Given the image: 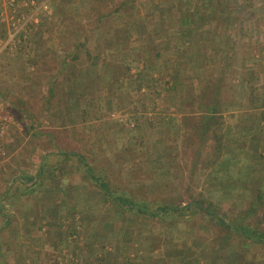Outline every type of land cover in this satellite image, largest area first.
<instances>
[{"label":"crops","instance_id":"obj_1","mask_svg":"<svg viewBox=\"0 0 264 264\" xmlns=\"http://www.w3.org/2000/svg\"><path fill=\"white\" fill-rule=\"evenodd\" d=\"M41 1L48 3V11L34 10L29 0H0V38L8 41L2 52L21 43L27 49L28 62L20 73L25 87L46 81L48 99L44 101L64 97L66 107L59 111L66 115V121L53 119L51 125L46 116L43 124L51 129L88 125L92 114L100 116L106 109L98 100L96 108H88L85 98L81 102L75 97H91L99 88V96L112 98L121 94L113 90L116 79L124 81L126 90L135 83L138 88L148 87L149 79L162 75L170 79V90L180 98L175 104L178 110L196 108L206 114L209 108L230 109L238 115L234 117L240 122V132L251 138L248 142L253 138L264 144V0H205L206 6L203 0H143L147 1L143 10L138 0H109L105 8L95 12L87 6L98 0H37ZM12 33L16 35L10 38ZM48 55L57 58L50 60ZM49 60L58 66L49 69ZM135 63L144 69L135 70ZM133 80L135 83L129 85ZM113 102L117 109L127 105L120 99ZM0 104L13 118L4 146L15 150L19 144L11 140L17 127L14 106L4 99ZM102 105L106 108L105 102ZM49 111L41 110L45 114ZM51 114L59 113L54 110ZM256 129L258 134H253ZM77 163L83 167L85 183L79 181ZM9 165L8 156L0 170V178L4 176L0 184V264H51L53 250L61 247L62 240L69 246L68 239L77 232L74 210L88 209L97 194L104 203L100 187L91 180L94 174L104 181V175L94 172L92 162L83 154L66 148L41 152L38 162H21L15 168ZM108 221L109 229L118 223L117 217ZM83 228L87 242L93 245V233L87 225ZM146 231L145 242L156 243L151 238L154 229ZM178 247L185 248L180 242L156 259L172 261L178 257L179 253H174ZM232 254H222L228 258L227 264L232 263ZM190 257L194 260L190 264H208ZM214 258L211 264H225L224 258Z\"/></svg>","mask_w":264,"mask_h":264},{"label":"rangeland","instance_id":"obj_2","mask_svg":"<svg viewBox=\"0 0 264 264\" xmlns=\"http://www.w3.org/2000/svg\"><path fill=\"white\" fill-rule=\"evenodd\" d=\"M107 2L109 0H98L87 6V9L95 12L105 8ZM146 2L138 0L140 10L146 8ZM172 2L176 3L175 0ZM202 5L206 6L205 2ZM46 19L43 18L44 21ZM33 45L34 43L31 48ZM26 52L27 49L21 43L16 49L7 48L0 54V100H7L14 106L17 127L12 132L11 140L17 142L16 145L19 144L15 150L6 147L12 168L21 162H38L41 152H59L66 148L83 154L92 162L94 172L100 171L111 186L126 190L138 200L147 201L151 207L166 202H180L181 206H185L195 199H205L213 201L220 207V212L226 214L244 208L250 195L255 193L258 182L264 183V144L253 138L251 143L248 142L251 138L240 132V122L235 121L238 118L234 117L238 115H233L230 109L219 108L217 114L221 120L216 125V131L223 136L220 165L208 166L207 159H212V148L215 145L212 129L207 131L202 141L193 127L195 124L199 127L198 121L202 119L204 112L201 113L196 108L178 110L175 104L180 98L170 90V79L162 75L156 80L149 79L148 87L138 88L133 80L129 85L135 83L134 86L126 90L124 81L116 79L113 90H118L121 94L112 98L99 96L102 93L99 88L93 91L91 97H75L81 102L85 98L88 108H96L94 102L98 100V104L106 112L100 116L92 114L93 119L88 125L51 129L43 124L46 116L50 118L47 122L51 125L59 118L66 121V115L59 111L66 107L63 104L64 97L58 95L50 98V103L44 101V98L48 99L46 81H35V84L27 87L23 85L25 83L20 81V73L26 67L25 62H28ZM46 58L53 60L57 56L48 55ZM50 60L49 69L58 66L57 62ZM137 63L134 65L135 70L138 67L144 69ZM125 73L128 78L132 75L130 69ZM119 76L122 77V74ZM225 79L223 76L226 84ZM226 90L224 86V95L228 97ZM116 98L126 101V107L117 109L113 102ZM219 98L222 104L223 99L221 96ZM104 102L106 108L102 105ZM168 103L171 106H167ZM42 108H50L51 111L45 114L41 112ZM185 109L188 111L185 112ZM54 110L59 114L52 115ZM254 133L258 134V129ZM77 164L79 181L85 183L87 178L83 175V167L80 163ZM61 165L65 170L71 171L70 166L65 167V163ZM3 179L4 176H1L0 184ZM69 179L73 182L72 177ZM90 204L92 206L88 209L74 210L77 232L68 239L69 246L65 247L62 240V248L53 250L55 254L51 264L61 258L62 262L59 264H149L157 261L156 257L160 258L162 252L172 251L175 244L180 242H183L189 255L204 263L211 264L217 255L218 260L224 258V263L227 264L228 258L222 254L233 252L231 264H264V245H242L236 235L227 236L210 218H189L178 225L170 220L154 223L149 218H133L126 222L123 218H117L118 223H114L109 229L104 222H108L112 213L106 210V203H102L99 194L96 199L90 200ZM85 214L87 216L84 219ZM85 225L89 228L88 232L93 233L95 243L89 253L79 255L80 245L87 242L83 231ZM151 228L154 229L151 238L157 242L151 241L154 244L149 245L143 234L148 233L146 230ZM90 237L88 235L87 238ZM152 246L155 248H151ZM139 248L143 253L141 250L139 252Z\"/></svg>","mask_w":264,"mask_h":264},{"label":"trees","instance_id":"obj_3","mask_svg":"<svg viewBox=\"0 0 264 264\" xmlns=\"http://www.w3.org/2000/svg\"><path fill=\"white\" fill-rule=\"evenodd\" d=\"M218 112L219 109L209 108L202 119L198 121L199 127H197V124L193 126L197 136L201 137L202 141H204L203 137L207 131L212 129L213 136L215 137V145L212 148V159H207V162L209 163L208 166L219 164L223 153V136L216 131V125H218L221 120V117L217 115ZM88 169L91 172L93 170L91 167ZM101 178L96 177L94 174L91 176V180L95 181L97 183L95 184L100 187L103 201L106 203V210L112 213V216L109 215V218L117 217L125 220H132L133 218H149L150 221H153L154 223H163L170 220V222H177L178 225L183 221H188L189 218L191 220L194 219V217L200 219H204L206 217L207 219L210 218L213 220L216 223V226L221 228L227 236L236 235L242 245H264L263 181H259L258 185L255 186V193L250 195V198L244 208L238 209L232 214H226L221 213L220 207H218L213 201L205 199H195L191 201L190 204L185 206H181L180 202H166L165 204H159L156 205V207H151L147 201L138 200L128 194L126 190L111 186L108 180L104 179V181H101ZM110 221L105 223L106 227H108ZM151 230L152 228L149 229V231ZM94 241L95 238L92 243H95ZM135 241L137 242L138 239H135ZM92 246L88 242L82 243L80 245L79 255L89 253ZM101 248H103V246H101ZM185 249L186 247H178V249L174 251V253H179L177 254L178 257L174 258L172 261L168 262L165 260H157L149 264H190V261L193 262L194 260L190 257L191 255L188 254V250L186 251ZM184 250L186 251L185 255ZM137 264L146 263L138 262Z\"/></svg>","mask_w":264,"mask_h":264},{"label":"built area","instance_id":"obj_4","mask_svg":"<svg viewBox=\"0 0 264 264\" xmlns=\"http://www.w3.org/2000/svg\"><path fill=\"white\" fill-rule=\"evenodd\" d=\"M28 4L34 10H45V11L49 10L48 3L44 1L37 2V0H29ZM2 20L3 17L0 16V22ZM15 35H16L15 33H12L10 35V38L15 37ZM7 42L8 41L0 38V54L2 53L3 49L6 47ZM11 120H13V118H10V115L6 112L4 105L0 104V170L2 169L3 165L5 164L8 158V154L4 146V141L8 133V130L10 128ZM59 262H62V258L60 259V261L57 260L54 264H59Z\"/></svg>","mask_w":264,"mask_h":264}]
</instances>
